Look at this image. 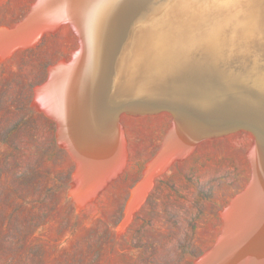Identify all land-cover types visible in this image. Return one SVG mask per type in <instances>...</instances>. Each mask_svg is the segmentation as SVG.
Returning <instances> with one entry per match:
<instances>
[{"label":"bare ground","instance_id":"obj_1","mask_svg":"<svg viewBox=\"0 0 264 264\" xmlns=\"http://www.w3.org/2000/svg\"><path fill=\"white\" fill-rule=\"evenodd\" d=\"M62 21L73 25L80 48L69 63L49 68L36 95L76 162L73 198L86 202L122 169L121 112L163 111L172 120L126 218L177 153L205 137L248 130L251 179L195 264H264V0H38L16 27L1 28L0 49L32 43Z\"/></svg>","mask_w":264,"mask_h":264},{"label":"rangeland","instance_id":"obj_2","mask_svg":"<svg viewBox=\"0 0 264 264\" xmlns=\"http://www.w3.org/2000/svg\"><path fill=\"white\" fill-rule=\"evenodd\" d=\"M37 1L0 0V31L16 27ZM71 27L62 21L28 46L0 49V264H195L213 247L228 204L251 179L254 136L241 129L177 153L151 176L126 218L132 190L162 150L172 120L168 112H124L118 120L127 148L122 169L86 202L76 201V162L36 95L49 68L69 63L80 48Z\"/></svg>","mask_w":264,"mask_h":264},{"label":"crops","instance_id":"obj_3","mask_svg":"<svg viewBox=\"0 0 264 264\" xmlns=\"http://www.w3.org/2000/svg\"><path fill=\"white\" fill-rule=\"evenodd\" d=\"M161 112H163V111H160V112H157V113H155V114H159V113H161ZM123 112H121L120 114H122ZM150 114H152V113H150ZM154 114V113H153ZM167 114H170L169 112L167 113ZM172 115V114H171ZM211 137H214V136H211ZM206 138V137H205Z\"/></svg>","mask_w":264,"mask_h":264},{"label":"water","instance_id":"obj_4","mask_svg":"<svg viewBox=\"0 0 264 264\" xmlns=\"http://www.w3.org/2000/svg\"><path fill=\"white\" fill-rule=\"evenodd\" d=\"M116 117H118V115Z\"/></svg>","mask_w":264,"mask_h":264}]
</instances>
